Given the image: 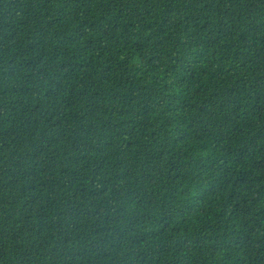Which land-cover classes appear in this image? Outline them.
<instances>
[{"label":"trees","instance_id":"trees-1","mask_svg":"<svg viewBox=\"0 0 264 264\" xmlns=\"http://www.w3.org/2000/svg\"><path fill=\"white\" fill-rule=\"evenodd\" d=\"M0 264H264V0H0Z\"/></svg>","mask_w":264,"mask_h":264}]
</instances>
